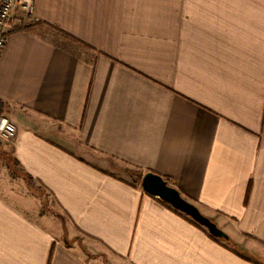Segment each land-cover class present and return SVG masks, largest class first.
<instances>
[{
  "label": "crops",
  "instance_id": "1",
  "mask_svg": "<svg viewBox=\"0 0 264 264\" xmlns=\"http://www.w3.org/2000/svg\"><path fill=\"white\" fill-rule=\"evenodd\" d=\"M11 19L12 155L83 243L0 194V264H264V0H34ZM146 171L239 251L144 192Z\"/></svg>",
  "mask_w": 264,
  "mask_h": 264
},
{
  "label": "rangeland",
  "instance_id": "2",
  "mask_svg": "<svg viewBox=\"0 0 264 264\" xmlns=\"http://www.w3.org/2000/svg\"><path fill=\"white\" fill-rule=\"evenodd\" d=\"M9 143L0 141V194L21 208L29 210L35 218H41L60 239L82 244L81 234L75 232L50 194L28 179L16 164ZM123 168L125 167L122 165L118 167L126 177L135 178L139 174L135 169Z\"/></svg>",
  "mask_w": 264,
  "mask_h": 264
},
{
  "label": "water",
  "instance_id": "3",
  "mask_svg": "<svg viewBox=\"0 0 264 264\" xmlns=\"http://www.w3.org/2000/svg\"><path fill=\"white\" fill-rule=\"evenodd\" d=\"M140 187L147 194L167 203L174 210L179 211L205 228L213 237L222 240L230 238L211 218L204 215L194 203L185 199L179 191L170 185L161 175L152 171L144 172L140 178Z\"/></svg>",
  "mask_w": 264,
  "mask_h": 264
},
{
  "label": "built area",
  "instance_id": "4",
  "mask_svg": "<svg viewBox=\"0 0 264 264\" xmlns=\"http://www.w3.org/2000/svg\"><path fill=\"white\" fill-rule=\"evenodd\" d=\"M34 7V0H0V57L6 43L7 33L13 28L12 13L19 9L28 20ZM14 123L4 114H0V141L10 142L15 136Z\"/></svg>",
  "mask_w": 264,
  "mask_h": 264
},
{
  "label": "trees",
  "instance_id": "5",
  "mask_svg": "<svg viewBox=\"0 0 264 264\" xmlns=\"http://www.w3.org/2000/svg\"><path fill=\"white\" fill-rule=\"evenodd\" d=\"M21 27V26H20ZM3 107H4V102L0 99V114H3L2 111H3ZM1 145V144H0ZM15 160V158H14ZM16 164L19 166L17 160H15ZM25 173V172H24ZM26 174V173H25ZM26 176L28 177V179L32 180L31 177L29 175L26 174ZM185 216V215H184ZM187 217V216H186ZM189 220L191 222H193L194 224H196L197 226L203 228L202 226H200L199 224L195 223L193 220H191L189 218ZM204 229V228H203ZM206 231V229H204ZM206 233L211 236L212 238L216 239V240H219V241H222L223 244L227 247V248H231L233 250H236V251H239V249L237 248L236 244L231 240V238L227 239V240H222V239H218V238H215L213 237L212 235H210L207 231Z\"/></svg>",
  "mask_w": 264,
  "mask_h": 264
}]
</instances>
